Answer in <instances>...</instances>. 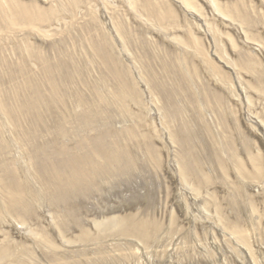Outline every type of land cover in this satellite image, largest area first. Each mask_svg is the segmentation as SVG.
Masks as SVG:
<instances>
[{"label": "rangeland", "instance_id": "rangeland-1", "mask_svg": "<svg viewBox=\"0 0 264 264\" xmlns=\"http://www.w3.org/2000/svg\"><path fill=\"white\" fill-rule=\"evenodd\" d=\"M49 65L57 80L72 79L58 89L71 96L52 104L68 110L64 138L56 120L31 133L3 114L32 103L50 114L20 89L31 77L46 81ZM94 92L111 119L76 115V95ZM0 127V166L20 168L32 191L13 206L0 195V240L25 252L19 264H264V0H0ZM111 130L127 131L116 138L136 159L91 156L99 166L86 173L90 196L60 201L37 175L32 138L93 146ZM123 216L161 223L157 239L96 237L95 222Z\"/></svg>", "mask_w": 264, "mask_h": 264}, {"label": "bare ground", "instance_id": "bare-ground-1", "mask_svg": "<svg viewBox=\"0 0 264 264\" xmlns=\"http://www.w3.org/2000/svg\"><path fill=\"white\" fill-rule=\"evenodd\" d=\"M52 68H53V66L49 65V66H46L43 70V73L46 75V81L41 83L38 81V79L31 77V78H28L27 80H25L22 85H20L21 90H27V91L29 90L28 95H25V96L31 95L36 100L43 102L42 107H45V109L48 111V113H50L49 115H45L46 113L45 114L42 113L43 111L41 112V110H39V109L37 110L36 106L32 105L33 103L31 105L21 104L20 108L18 107V109L16 111L15 110H6V111H3V114L6 118H10V120L12 122H14V123L16 122V124L19 123L18 125H21V123H22L21 118H23V122L28 124V127L30 128L31 133L34 132V130H35V132L38 130L40 123H43V122L45 123V122H48V120H52V119L56 120L55 122H57V126L59 129L58 133L61 132L59 135H61V137L64 138L68 135V131H67V129L64 128L63 125L61 126V123H63L62 121L65 120V118H66L65 115H66L68 110L67 109H66V111L63 110V111H61L62 113H60L59 111L55 110L56 109L55 107L54 108L52 107V104L60 103V102L62 103V95L69 96L72 93L71 92L69 94L68 93L69 91L67 90V88H65V90H64L65 92H63V93H61L60 91L58 92L59 86L61 87V85L67 84V82L72 80V79L70 76L69 77L67 76L66 78L60 77V79L57 80L56 76L52 72ZM11 77H13L12 74H11ZM28 84H31L33 87H28L27 86ZM43 87H47L49 90V94L47 96L43 93ZM170 88L171 89H169L170 90L169 94L165 93L166 88L164 87L163 84L161 85V88L159 90L164 96H166V98H169V97L177 98V95L175 96V93H174V87L170 86ZM166 94H168V95H166ZM25 96H23V94H22V96H18V100L22 99ZM76 96H77V101L79 102L78 105L81 107H84L81 110V113H79V114L77 113L76 115L84 116V117H95V116L102 115V116L107 117V119L112 118L111 116L113 113H112V110L109 108V106H107V105L100 106V105L96 104V102L98 100L101 101L100 100L101 95L99 93L94 92L89 97L88 96L86 97L84 95H80V96L76 95ZM91 97H93L94 99H90ZM113 98L116 101L119 100L118 98H120L123 101H125V99H126L123 96L118 97L117 94L113 95ZM89 101H93L95 103V105L89 106L88 105ZM19 102H20V100H19ZM59 107L57 106V108H59ZM131 110H132L131 107H128L126 109V111L128 113H130ZM21 112H22V114H17V113H21ZM45 116H47V117H45ZM59 123H60V125H59ZM182 124H183V122H182ZM180 125H181V123H180ZM50 128H51V126H50ZM50 128L48 130H50ZM3 130H4V127H0V132H3ZM52 132H54V131H52ZM111 132L116 133V134H114V136H113L107 132V135L105 133H103L101 135L96 134V135L92 136L91 139L96 141V145H93V146L87 139L76 141L77 143H72L71 141H69V143H66L65 140L60 141V139H56V136L53 139H46L42 142L33 140V138H32V142H33L32 146L36 150V151L34 150V152H35L34 154L36 155L34 157L39 162V163L36 162L35 166H34V168L37 172V175L41 179L47 180L49 182L48 189L52 193H54L55 196H57L60 201H64V199L71 201L72 198H78L79 200H81L83 197L90 196V193L87 192L88 190H86V188H87L86 187V185H87L86 175L89 174L92 171V169L95 170L96 167L99 166V165H95V164L91 163L92 162L91 156H93V157L96 155L101 156L102 158H104V160H108V161H112V160H110V158H111L110 156H114V159H113L114 162H120L122 164H128V165L131 164L136 159L135 152L133 150L132 151L134 153H132L130 151V148L127 146V142L124 141V143H123V141L121 142L116 138L117 136L122 137L127 131H121L120 132V131H116V130H111ZM108 135H110V137L107 140L105 138H107ZM27 136L31 138L33 135L28 133ZM136 136H137V134H136ZM134 137H135V134H134ZM136 141H138V140H136ZM4 143L1 142V140H0V151L4 150V148H5ZM144 144L148 145L146 143H144ZM74 145L76 147H74ZM149 146H151V145H149ZM144 147H146V146H144ZM147 148H148V150H146L147 158H149L151 160V159H153V156L154 157L156 156V154H154L155 152H153L151 147H147ZM156 153H157V155H159L157 157L159 158V164H161L162 152L160 150H156ZM127 154L130 156L129 159H128ZM132 155L135 158H132ZM0 156H3L1 154V152H0ZM163 157H164V154H163ZM13 168H15V166ZM19 169L17 170V168H16V171L14 172V171H10L5 166H0V177H2L0 179V189H1L0 195L2 194L5 197L7 196L9 198L8 199L9 203L12 204L11 206H13L15 204L14 203L15 201L22 203L24 201L25 197H31L32 196V191L28 188H25V187H27V185L22 182V179H21L22 173H21V170H19ZM99 170L104 171V166L100 165ZM68 173H69V175H68ZM65 174H67V175H65ZM99 174H103V173L99 172ZM8 178H11V182L14 185L13 191L17 192L18 194H15V192L9 193V194L4 193V190L1 187H2V184L6 185L5 184L6 181H3V180L8 179ZM6 187H8V186L6 185ZM65 187L67 188V191L65 190ZM69 188H75V191L74 190L70 191V190H68ZM7 192H10V191L8 190ZM12 194L14 195V198L12 197ZM20 195H24V197H20ZM1 202H0V208H2ZM23 205L29 206L28 201H25L23 203ZM77 206L78 205L74 204V202H70V205L68 207L69 213H71V214L74 213ZM0 212H2V211L0 210ZM126 219H127V217H124V216L119 217L113 221H110L107 225H104L100 221L95 222V224H94L95 228L99 230V233L96 237H100L101 235H103V237L107 238V235H109L110 233H116L117 232V233H119L120 237L130 235V237H132L136 240H139L142 242H151V241L157 239V237H158L157 232H158V230H160L162 228L161 223L154 224L153 222L150 223V221L149 222H146V221L140 222L139 219L136 220L134 218L128 222ZM74 222H75V224H77V227L80 228L81 222L77 221V220H74ZM150 225H152V226L156 225V227L155 228L152 226L149 227ZM107 226H109V227H107ZM149 228H153V230H151ZM112 231H114V232H112ZM151 232H152V235L149 234ZM1 234H2V229L0 228V236H1ZM88 238H90V240H92L93 236L87 232L86 233L83 232L79 236V239H88ZM65 240H67V242H71L70 237L65 238ZM72 241H75V239H73ZM144 245H145V243H144ZM17 251L14 250L13 247L9 246V245L6 248L3 244V241L0 240V264H19V259L21 258L22 253H25V252H22V250H20V251L17 250ZM30 253H29V255L33 254L32 252H30ZM4 258L5 259L8 258L6 263L1 262L2 259L5 260Z\"/></svg>", "mask_w": 264, "mask_h": 264}]
</instances>
